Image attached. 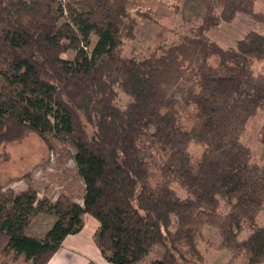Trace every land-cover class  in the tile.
Instances as JSON below:
<instances>
[{
    "label": "trees",
    "instance_id": "16d2710c",
    "mask_svg": "<svg viewBox=\"0 0 264 264\" xmlns=\"http://www.w3.org/2000/svg\"><path fill=\"white\" fill-rule=\"evenodd\" d=\"M254 2L205 0L177 41L142 57L120 53L136 17L151 12L138 6L132 15L131 0L0 2V146L30 132L68 142L84 184L81 204L0 184V264H47L81 230L84 213L98 221L92 240L110 264H142L154 246L161 256L147 264H208L200 215L214 220L218 247L232 259L264 264V226L256 223L264 209V122L256 159L241 138L247 121L264 113V71L252 68L264 64V34L248 31L228 48L208 35L237 14L264 25ZM67 50L71 58L62 56ZM116 87L129 97L123 108ZM188 107L190 127L180 121ZM192 140L202 145L196 159ZM38 213L51 216V226L27 234ZM243 222L250 232L238 238Z\"/></svg>",
    "mask_w": 264,
    "mask_h": 264
},
{
    "label": "rangeland",
    "instance_id": "374dc122",
    "mask_svg": "<svg viewBox=\"0 0 264 264\" xmlns=\"http://www.w3.org/2000/svg\"><path fill=\"white\" fill-rule=\"evenodd\" d=\"M174 0H131L129 11L134 15V10L140 6L142 10L150 9V16L136 17L135 33L133 38L124 39L121 45V55L142 57L153 52L158 46L167 45L177 41L179 35L183 33L192 20L198 16L203 7L202 1L194 5H183L173 7L170 5ZM4 3L5 0H0ZM254 10L264 13V2L255 0ZM63 20V17L60 19ZM248 31H257L264 34V25L249 18L245 14H237L236 18L230 22L220 23L219 27L210 30L208 35L223 48L232 47L235 41L241 38ZM95 41V36H90V46ZM74 51L67 50L62 53L63 57L71 58ZM217 59L212 57L210 62L215 64ZM254 73L264 71V64L254 62ZM116 89L115 104L123 108L129 101L128 95ZM180 121L187 127L192 125L194 111L191 107L185 108L180 113ZM264 122V113L258 111L251 117L241 135L244 143L250 146L254 159L257 158L260 144L258 132ZM89 130V128H88ZM90 131V130H89ZM202 145L195 141H190L188 151L193 158H198L201 154ZM74 148L68 142L56 139L51 135L43 140L35 133H28L22 139L13 142L3 143L0 146V184L3 190L12 188L19 191L27 187L34 188L39 198L47 197L55 200L60 195H66L70 200L81 195L84 184L81 177L76 172L73 161ZM177 193L184 196L185 192L176 184ZM227 207L221 201L220 212L224 213ZM51 216L38 213L33 216L29 223L28 233L43 235ZM212 221V222H211ZM212 218L200 215L197 223L201 224L202 238L199 241V249L203 252L208 264H245V257H231L228 250L218 247L220 236ZM210 222L212 224H210ZM256 223L264 226V209L256 217ZM29 225V224H28ZM51 226V225H50ZM250 232L245 222L242 223L238 238H244ZM162 247L154 246L142 264H147L151 259L159 258ZM10 264H27L21 259L9 261Z\"/></svg>",
    "mask_w": 264,
    "mask_h": 264
},
{
    "label": "crops",
    "instance_id": "0c3cea01",
    "mask_svg": "<svg viewBox=\"0 0 264 264\" xmlns=\"http://www.w3.org/2000/svg\"><path fill=\"white\" fill-rule=\"evenodd\" d=\"M200 1H202L203 7L205 0H182L181 4L182 6L194 5L195 2L199 3ZM83 191L79 197L73 198L72 201L81 204ZM82 218L83 226L81 230L75 234L67 235L47 264H110L102 257L92 240V235L98 227V221L88 213H84ZM52 222L53 218L51 217L44 233L49 229ZM29 227H31V223L27 225L24 231L30 235H37L31 232L28 233Z\"/></svg>",
    "mask_w": 264,
    "mask_h": 264
}]
</instances>
